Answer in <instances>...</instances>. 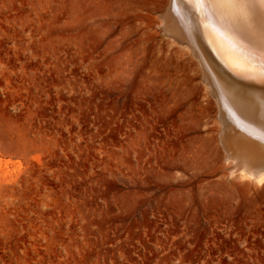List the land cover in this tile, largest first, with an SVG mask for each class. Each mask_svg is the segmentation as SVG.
<instances>
[{
	"label": "rangeland",
	"instance_id": "1",
	"mask_svg": "<svg viewBox=\"0 0 264 264\" xmlns=\"http://www.w3.org/2000/svg\"><path fill=\"white\" fill-rule=\"evenodd\" d=\"M167 2L0 0V264H264V180Z\"/></svg>",
	"mask_w": 264,
	"mask_h": 264
},
{
	"label": "bare ground",
	"instance_id": "2",
	"mask_svg": "<svg viewBox=\"0 0 264 264\" xmlns=\"http://www.w3.org/2000/svg\"><path fill=\"white\" fill-rule=\"evenodd\" d=\"M163 11L167 36L193 53L214 96L231 169L263 181L264 0H168Z\"/></svg>",
	"mask_w": 264,
	"mask_h": 264
}]
</instances>
